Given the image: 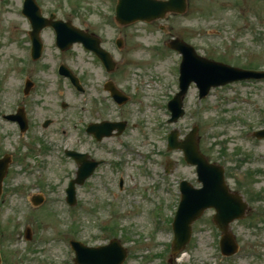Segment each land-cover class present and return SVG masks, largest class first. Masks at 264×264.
<instances>
[{
	"label": "rangeland",
	"instance_id": "1",
	"mask_svg": "<svg viewBox=\"0 0 264 264\" xmlns=\"http://www.w3.org/2000/svg\"><path fill=\"white\" fill-rule=\"evenodd\" d=\"M36 2L45 17L53 13L57 19L88 27L103 47L112 49L114 38H122L127 46L121 54H113L119 66L106 77L80 47L59 53L51 44L50 33L44 32L47 54L30 76L40 87L34 97L21 100L18 81L22 63L29 62L23 58L28 21L20 13L22 0H0V113L10 110L19 99L32 109L34 117L32 129L24 136L0 120V156L5 150L17 152L2 185L0 264H73L74 254L67 241L97 247L113 238L127 252L122 264H169L170 224L178 202V183L187 180L193 186L198 184L194 167L184 162L182 153L165 150V136L176 130L182 139L192 125L197 127L200 152L224 168L229 189L240 194L248 211L228 228L239 246L236 255H220L219 232L212 222L214 211L206 210L193 223L190 241L173 264H264V139L251 136L264 126V82L229 84L212 89L201 100L191 85L183 99L184 115L169 124L164 105L177 91L172 73L178 74L179 64L173 62L180 58L158 46L179 38L200 56L237 68L264 70V0H186L183 15L168 14L163 20L123 28H117L113 20L116 0ZM161 25L165 32L159 30ZM8 36L21 41L10 42ZM58 61L79 75L86 86L89 99L87 94L85 101L94 106L96 122H127L124 132L105 144L108 150L126 148L127 154L134 153L150 174V181L139 174L138 162L126 168L118 162L119 168H114L112 162L118 157L109 156L87 138L83 143L77 139L79 127L72 126L80 115L76 107L81 105V97L54 78L53 65ZM40 66L43 69L38 70ZM106 81L128 92L133 101L122 110L115 109L102 89ZM148 84L153 86L151 93L146 92ZM96 89L102 90L101 94ZM54 90H60L62 97ZM62 101L70 108L62 110ZM140 101L151 104L150 108L147 105L138 111ZM85 116L86 121L92 119ZM45 120L52 123L42 128ZM38 133L39 139L34 136ZM64 149L89 151L109 160L76 188L77 203L72 208L64 202V189L75 168L63 157ZM119 177L124 181L121 190ZM37 194L44 202L32 207L30 198ZM27 228L29 241L24 238Z\"/></svg>",
	"mask_w": 264,
	"mask_h": 264
},
{
	"label": "water",
	"instance_id": "2",
	"mask_svg": "<svg viewBox=\"0 0 264 264\" xmlns=\"http://www.w3.org/2000/svg\"><path fill=\"white\" fill-rule=\"evenodd\" d=\"M25 6V11L29 15L33 26L39 29L43 25V21L39 17V11L33 0H26ZM116 11V18L121 23H128L134 20L151 21L163 18L168 12L183 13L185 11V0H168L166 2L155 0H119ZM66 27L68 26L66 25ZM60 36V43H65L63 48H67L75 40H71L64 33L60 34ZM170 46L182 50L184 53V63L181 67L183 77H181V91L169 104V108L173 114L172 121L182 115L181 98L186 93L187 86L191 81L197 83L200 88V97H204L208 92L210 83H215L213 85L225 84L238 79L259 78L263 76L261 73L241 71L199 58L194 54L192 48L179 41L172 42ZM99 54L102 56L101 53ZM260 135H264V132ZM176 136V132L170 134L168 138L169 149H182L186 161L197 166L198 181L202 183V188L194 190L185 182L180 185L181 200L172 223L174 232L172 257L188 242L191 234V224L207 208H213L216 212L213 221L223 234L221 240L223 253L226 255L234 253L237 248L232 237L227 232L228 224L235 219L241 218L246 206L241 203L237 195H231L227 192L223 182L222 169L208 164L198 152L197 140L195 139L196 128L189 133L183 142H177ZM95 166L96 164L87 165L88 168L83 167L84 169L79 171L77 180L71 182L69 185L68 202L70 204H73L75 201L74 185H80L90 175ZM5 168V165L0 166V182ZM72 245L76 253L75 262L77 264H121L126 257V251L116 240H112L107 246L97 249L86 248L74 242H72Z\"/></svg>",
	"mask_w": 264,
	"mask_h": 264
},
{
	"label": "flooded vegetation",
	"instance_id": "3",
	"mask_svg": "<svg viewBox=\"0 0 264 264\" xmlns=\"http://www.w3.org/2000/svg\"><path fill=\"white\" fill-rule=\"evenodd\" d=\"M46 30H48L52 35H54V32H53V30L52 29H45V30H43L42 31V33H44ZM26 35H27V38H28V44H29V47H28V50L30 51V48H31V45H30V40H29V31H27L26 32ZM76 46H80V45H76ZM126 46H127V44H126V42H124V41H122V47H121V49H124V48H126ZM46 49V42H44L43 41V44H42V52L44 51ZM60 53V52H59ZM90 57L93 59V60H95V58L93 57V56H91L90 55ZM43 62V60L39 63V64H32V63H29L28 64V70H29V73H33L34 72V70H36L37 69V66L38 65H41V63ZM61 64H63V63H61ZM122 64H124V58L122 59ZM118 66L119 65H117V67H116V69L118 68ZM41 69H43V67L42 66H40L39 68H38V70H41ZM53 69H54V65H53ZM116 71V70H115ZM75 73V72H74ZM76 74V73H75ZM77 75V74H76ZM111 76V75H110ZM109 76V77H110ZM77 78H78V80H77V82L81 85V86H83L84 87V89H86L87 90V88H86V86L82 83V81H81V79H80V77H79V75H77ZM34 85H33V87H32V90L30 91V93H28L27 94V96H25V98L26 99H28V98H30V96H31V94H32V92H33V90H35L37 87L39 88L40 87V84L38 83V82H34L33 83ZM113 85H114V83H113ZM104 84L102 85V89H103V92L106 94V96L108 97V99H109V101L111 102V104L113 105V107L115 108V109H118V110H122V108L124 107V106H126L130 101H131V99H132V97H131V95H129V93L128 92H126L125 90H123V91H121V90H119L115 85H114V87H115V89L116 90H118L121 94H122V96H123V98H125L127 101H126V103H124L123 105H121L120 107H117V104L116 103H114V101L111 99V95H110V93L107 91H105L104 90ZM88 91V90H87ZM96 91H97V94H101V92H102V90L100 91V89H96ZM88 99H89V92H88ZM72 107V106H71ZM60 108L62 109V110H66V109H68V108H70V106H69V104H65V103H60ZM72 108H74V107H72ZM18 109H20V112H21V115L22 116H24L25 118H26V121H27V124H28V131H30L31 129H32V127H31V124H32V118H34L33 116H31V108H29V106H26V105H22V104H19L16 108H11L10 110H7L6 112H5V114H12V113H15ZM76 109H78V113L80 114H78L79 116L74 120L75 122H76V124H74L72 127L75 129V128H77V127H79L77 130H76V135L78 136L77 137V139L80 141V142H84L85 140H86V138L88 139V140H90L91 142H93V144H98L99 142H96V140H95V136H94V133H93V131H92V127H91V125H93V124H99V123H102V122H108V123H112V122H116V120H114V121H112V120H102V121H99V122H96L97 121V119L96 118H94L93 116L94 115H97L96 113V111H95V109H94V106L92 105V103L91 102H87L85 105H79L78 107H76ZM116 111V110H115ZM86 112V113H85ZM3 114V112H1L0 113V115H2ZM86 114H89L90 116H92V119L91 120H88V121H86ZM45 122H47V126L46 127H44L43 126V124L45 123ZM52 123V121L51 120H45L43 123H42V125H41V127L42 128H47L50 124ZM27 131V132H28ZM64 135H65V133H63ZM66 136V135H65ZM101 141H104L103 139L101 140ZM77 151H79V150H77ZM80 152H85V151H80ZM97 156V155H96ZM96 156H92V154L91 153H89V155H88V158L86 159V160H92V159H96ZM73 163V162H72ZM74 164V163H73Z\"/></svg>",
	"mask_w": 264,
	"mask_h": 264
}]
</instances>
